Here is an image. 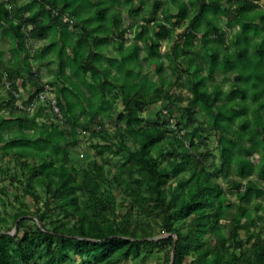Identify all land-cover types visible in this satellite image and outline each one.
<instances>
[{"label": "trees", "instance_id": "16d2710c", "mask_svg": "<svg viewBox=\"0 0 264 264\" xmlns=\"http://www.w3.org/2000/svg\"><path fill=\"white\" fill-rule=\"evenodd\" d=\"M222 1L170 0L177 9L175 14L166 12V0L152 4V11L163 5L164 18L149 28L152 37H145L144 50L149 57L160 59L159 42H171V53L166 54L168 66L176 80L181 72L187 76L189 98L177 114L171 112L173 98L167 92H160L151 83L146 85V81L143 93L135 89L145 77L139 78L135 70L143 50L138 39L144 37L147 28L140 24V32L133 34L135 40L129 45L124 42L126 29L119 8L132 0H30L26 5L10 0L9 11L0 4V35L9 38L13 47L12 62L7 63L18 67V53L24 54L21 65L34 89L23 105L34 103L43 86L26 59L24 40L49 39L45 50L58 58L54 82L49 85L55 88L58 108L69 128L40 126L37 119L42 113L30 116L15 105L16 78L3 65L0 52V64L5 69L4 74L0 71V80L9 76L6 78L11 84L6 103L5 97L0 100V112L8 114L5 118L0 113V161L8 156L20 173L27 172L23 189L27 197L38 203L37 190L44 195L41 209L33 214L40 226L27 227L31 214L20 209L13 215L16 233L9 234L0 213V264H66L72 256L81 260L79 264H117L143 260L151 249L167 246L173 259L167 255L164 264H183L191 253L194 257L188 264H264V238L251 231L264 206L241 205L252 196L256 199L264 194L248 180L253 171L259 179L264 178V119L259 113L264 109V8L257 0H224L226 8L221 9ZM139 2L144 4V0ZM53 11L73 19L74 34ZM219 14L225 25L237 28L228 42L218 23ZM185 22V30L174 36V29ZM28 26L31 29L25 30ZM109 41L115 46L114 58L102 56ZM195 46L201 47L197 55L200 61L194 64L188 56L184 68L180 57ZM45 50L34 51L36 63ZM17 72L24 70L19 67ZM215 74L228 80L227 91L217 83ZM121 80L124 84L119 86ZM115 90L119 95L106 97ZM236 98L241 103L250 98L256 105L251 118L244 116L246 106ZM117 99L121 110L116 119L121 124L109 132L99 117L109 119ZM160 102L169 104L156 113L152 124L143 125L141 113ZM88 111L92 116L87 123ZM197 113L207 117L206 124L196 122ZM96 119L98 126L92 128ZM239 119L237 138L252 150L251 158L243 156L242 147L224 135V124L238 125ZM78 129L97 140L90 147L102 157L101 162L92 160L78 169L68 164V146L76 142ZM177 131L184 133L178 137ZM214 150L220 158L218 172L231 166L240 178L232 182L241 202L234 212L216 175L206 166L208 158L213 164ZM105 154L117 158L110 179L103 164ZM2 169L0 173H4ZM103 183L119 190L126 203L122 214L117 213L114 197ZM50 217L56 219L47 222ZM221 221L228 225L227 233ZM240 232L245 233V240ZM155 235L166 237L153 240ZM207 236L215 239L213 245ZM245 243L250 244L247 250Z\"/></svg>", "mask_w": 264, "mask_h": 264}, {"label": "rangeland", "instance_id": "374dc122", "mask_svg": "<svg viewBox=\"0 0 264 264\" xmlns=\"http://www.w3.org/2000/svg\"><path fill=\"white\" fill-rule=\"evenodd\" d=\"M29 1L30 0H17V3L20 5H26V3H28ZM155 1L157 0H144V4L142 5L140 4L139 0H132L131 4H129L128 6L119 8V11L121 13L122 27L123 29H126L124 42L127 43L128 45L131 44L135 40V37L133 34L140 32L139 25L142 23L145 24L147 28V32L144 34V37L140 38L141 40L138 39V41L140 42L139 44L143 50H141L139 54L140 59L138 60V64H137L138 69L135 70L139 73V78L142 76H145V77L141 78L140 85L137 86L135 89L140 91V94L143 93L144 92V82L146 81V85L151 83L154 86V88H157L160 92H163V93L167 92L173 98L171 101L172 102L171 108H170L171 112L176 113V111L179 112L180 107L184 106L187 103L188 98H189V93L186 88L187 76L183 72H181V75L179 76L180 79L176 80V77L174 76L175 74H173V70L168 66V63H167L168 60L166 59V54L171 53L170 47L172 43L166 40H161L159 42L160 43L159 52L161 54L160 59L149 57L144 50L143 41H146L145 37L146 36L152 37V32L149 30V28L151 27L155 28L154 22L163 21V18H164V15L161 14L162 13L161 6L163 7V5H159L156 11H152V4ZM183 1H187V0H183ZM0 4H2V0H0ZM166 4H167L166 12L168 14H175L177 12V9L170 5V0H166ZM257 4L258 6L264 8V0H257ZM220 6H221V9L223 8L225 9L226 2L223 0L220 3ZM125 9L129 10V15H127ZM217 18H218V23H219L221 30L223 31V33H225V36H224L226 38L225 41L228 42L231 37L229 36L230 33H233L234 31H236L237 28L234 27V29H232L228 27L227 25H225L226 20H224V17L222 15L220 14L217 15ZM186 23L187 22H185L182 27L174 29L173 35L174 36L181 35V32L185 30ZM204 26H205L204 22L201 21L200 28L203 29ZM69 30H71L70 32H72L73 34L76 31L75 27L70 28ZM209 34L211 36H214V33L210 31V29H209ZM3 38L9 39L7 37H2L0 35V50H2L1 51L2 63L8 69V71L10 69L12 70L11 77H15L16 79H21L20 83H22L23 81V87L25 88L28 75L24 69V66L21 65L23 58H24V54L18 53V61L16 62L18 67H15L14 64L8 65L7 63L8 60H6V57L8 56V53H9V57L11 58V56L13 55V50H12L13 47H12L11 41L4 40ZM172 39L176 40V38L174 37ZM56 40L58 41L57 38ZM50 43L51 42L49 39L43 40V41H33L27 38L24 40V46H25V49L27 50L26 59L29 63L31 71L33 72L37 71L38 75L41 77V82L44 84H50L49 82H54L53 78L57 72V66H58V58L55 57L54 55H50V53L46 52L45 50L46 48H49ZM114 48L115 46L112 44L111 41H109L107 50H105L102 53V56L111 57V58L116 57ZM35 50H37L38 53L45 50L43 52L42 60L40 59L39 61H37V63L35 62V57H34ZM69 52L70 51L67 50L68 54H70ZM200 53H201V47L195 46L188 53L187 56H181L179 62L185 68L188 63V56H189V58L195 64L200 61V58L197 57V55L198 54L200 55ZM19 67L22 70H24V72H21V73L17 72V70H19ZM201 73H203L204 75L206 74L204 69H202ZM5 77L10 79L9 76H5ZM7 78L3 77V79L0 80V99L2 100L5 97L3 99L4 104L6 103V96L9 92L7 91L6 86H4L5 80H7ZM87 79L90 80V82H92L91 79H89V77ZM128 79L130 80V76H128ZM215 79L217 83L220 84L223 91H227L230 88L228 80L224 79L223 76L219 74H215ZM124 82L128 83V80H125ZM123 84L124 83L121 80V82L118 85L121 86ZM61 86L62 85L59 84L58 87H61ZM127 86H130V84ZM18 91L20 92L21 98L19 99L18 102H15L16 106H18L19 104H23L27 100V98L34 92V89L32 87L31 89H27V88L24 90L21 89V91L18 89ZM127 91H130V90H127ZM118 93H119L118 90L111 91L109 94L106 95V97L109 98L110 96L114 94H118ZM53 95L55 96V90H54ZM119 99L113 102V112L109 116V119H105L103 118V116L99 117L101 118L100 120L103 122L104 127H106L109 132H113L114 127L121 124V123H118L116 119V114L121 110V104H120ZM235 101L240 102V99L236 98ZM166 104H169V102L168 103L160 102L156 105H153V106L151 105V106L146 107L144 111L141 113L143 125L152 124L155 121L156 113L159 110L163 109ZM241 104L247 107V108L244 107V110H245L244 116L247 117L248 119L251 118L252 109L256 108V105L251 101L250 98H248L245 103H241ZM46 105L47 104L42 101L39 103H36L31 109L27 111V113L30 116L35 114L36 112L42 113V115L38 117L37 119V122L38 124H40V126L42 124L49 128L51 126L58 125L59 127L61 126L60 127L61 129L63 127L69 129L67 125L64 123V121H57L54 118V116L48 111V107ZM2 107L5 108L4 105H2ZM0 113L3 114L5 118H8V114L4 112L3 110ZM259 113L264 119V109L260 110ZM91 116H92V112L88 111V115L86 116V119L84 120V122L88 123L87 119H89ZM194 118L196 119V122H198L199 124L201 123L206 124L207 122V117L203 115L202 113L195 114ZM240 120L241 119L238 120V125H231L229 123H225L224 124V135L229 141L234 143L236 146L242 147L241 150L243 151L241 153L243 154V156L247 158H251L253 156L252 150L248 151L247 150L248 148H246L248 145L245 144L242 146L239 139L237 138V133L240 129V124H239ZM97 122L98 121L96 119V122H94L91 125V127L93 128L94 126H98ZM197 126H198L197 123H196V126L195 125L191 126L190 127L191 131H193L195 127ZM13 128L14 126L11 127V129ZM28 132H31V131H28ZM3 134H4V137L8 136L5 130L3 131ZM76 136H77L76 142L68 146L69 153L66 158L68 161V164L78 169V168L87 167L90 161L92 160H97L98 162H101L102 157L98 156L96 152L90 147V144L96 143L97 140L89 137L87 132L80 131V129H78V131L76 132ZM128 145L131 148L135 147V145L132 142H128ZM155 154L156 153H153V155ZM103 157L105 158V160L103 161V164L105 165L106 176L108 179H110L112 178V175L114 174L113 172L115 169V165L117 164V158L113 157L110 154H105L103 155ZM58 160H60L59 157H58ZM27 161L31 162V159H27ZM211 161L213 164L210 163V158H208V163H206V166L210 172H213L216 175L217 182L222 186V188L225 191L226 197L229 199V202L232 204V207L230 210L234 212L235 207L241 202L238 201L235 195L236 191L232 187V182L237 181V180L239 181L240 178L238 177L236 172L233 171V168L231 166L226 168L222 173L218 172L220 158H219V154L217 150L213 151ZM0 167L3 168L2 170L4 172V173H0V213L6 219L7 226H5V228H6L7 233L9 234L16 233L15 225H13L14 223L13 215L20 209L24 211H28L31 214L27 216V218H29V221L27 222V227L40 226V224L33 217L34 216L33 214H35L36 211L40 210L42 207L41 202L44 199L43 191L40 189L37 190V193L39 194L41 200L38 201V203H36L34 199H32L31 197H27L23 191L28 181L27 172L24 171L20 173L19 169L13 165L11 158L8 156L3 157L1 159ZM7 168H9L8 172L6 171ZM248 180L256 183L261 189L264 190V178L259 179L255 171H253L252 174L248 177ZM102 186L103 188L111 191L114 197V200L116 202L117 213L122 214L125 210L126 203L123 202L122 195L120 194L119 190L113 185L108 186L105 183H103ZM17 198H20L21 202ZM257 203H259L261 206H264V194L261 195V197L256 198V199L252 196L249 201L242 202L241 205L245 206L246 208H252ZM258 216L260 217V219L256 221V227L252 228L251 231H253L254 233L259 232L261 237L264 238V210L263 209L258 212ZM54 219H56V217H50L47 220V222H49L50 220L54 221ZM221 225H222L223 232L227 233L228 225L223 221H221ZM165 237H166L165 235H157V236L155 235L153 240H160ZM240 237L243 240H245L246 239L245 233L240 232ZM207 238H208V242L211 245L215 243V239L213 237L207 236ZM249 245L250 244L245 243L243 246L244 249L247 250L249 248ZM236 254H238V251H236ZM167 255L171 257V251L168 246L162 247V248H153L150 250V252H148L144 256L145 259L143 260L141 259H137V260L131 259L130 260L129 259L127 261H122L117 264H164L165 257H167ZM193 257L194 256L191 253L188 257L185 258L183 264H188L193 259ZM80 261L81 260L72 256L71 261L66 264H79Z\"/></svg>", "mask_w": 264, "mask_h": 264}, {"label": "built area", "instance_id": "2783aa9c", "mask_svg": "<svg viewBox=\"0 0 264 264\" xmlns=\"http://www.w3.org/2000/svg\"><path fill=\"white\" fill-rule=\"evenodd\" d=\"M2 2L5 4V7L10 10L11 9V2L10 0H2ZM53 14L57 17L60 18L61 20V23L62 24H65L67 25L69 28H72L74 26V22H73V19L67 15V14H58L57 12L53 11ZM31 29V26H28L27 29L25 30H30ZM5 86L7 88V90H11V84L9 81H7L5 83ZM13 95L14 97L16 98V102L19 101V99L21 98L20 96V92L17 90L15 93L13 92ZM45 102L48 107V111L54 116V118L57 120V121H64L63 119V116L58 108V104H57V100H56V97L53 95V89L51 86L47 85V84H44L42 89L37 92L36 94V98L34 100V103L32 104H29L28 106H24L23 104H19L17 107L20 109V110H25V111H28L29 109H31L36 103H39V102ZM171 123L173 124V122L171 121ZM169 126L171 128H174L173 125H170ZM184 132L182 131H177V134H178V137L180 135H182Z\"/></svg>", "mask_w": 264, "mask_h": 264}, {"label": "crops", "instance_id": "0c3cea01", "mask_svg": "<svg viewBox=\"0 0 264 264\" xmlns=\"http://www.w3.org/2000/svg\"><path fill=\"white\" fill-rule=\"evenodd\" d=\"M24 17H26V15H27V13H24ZM4 40H7V41H10L9 39H6V38H3ZM2 50H0V52H1ZM9 53H8V56L6 57V60H8V61H11V58H10V60H9ZM12 62V61H11ZM2 67H4L2 64H0V71H2V70H4V71H2L3 72V74H4V72H5V69H2ZM21 82V79H16V86H17V89H19L20 91H21V89H31L32 87H30V84H29V81H28V79H27V81H26V87L24 88L23 87V83H20ZM23 82V81H22ZM19 84H20V86H19ZM18 86H19V88H18ZM1 100V99H0Z\"/></svg>", "mask_w": 264, "mask_h": 264}, {"label": "clouds", "instance_id": "9594fccd", "mask_svg": "<svg viewBox=\"0 0 264 264\" xmlns=\"http://www.w3.org/2000/svg\"><path fill=\"white\" fill-rule=\"evenodd\" d=\"M3 3V2H2ZM3 5L5 6V4L3 3ZM6 8V7H5ZM7 9V8H6ZM8 10V9H7ZM9 11V10H8ZM74 27V26H73ZM72 27V28H73ZM69 28V27H68ZM70 29V28H69ZM27 39V38H26ZM4 78H6L5 76H4ZM8 80H5V83L7 82ZM42 83V82H41ZM42 85H44V83H42ZM47 85H49V84H47ZM4 86H5V84H4ZM50 86V85H49ZM43 87V86H42ZM52 87V86H51ZM52 89H53V93H54V90H55V88L54 87H52ZM18 90V89H17ZM8 91V90H7ZM39 92V91H38ZM37 94V93H36ZM55 97H56V93H55Z\"/></svg>", "mask_w": 264, "mask_h": 264}, {"label": "water", "instance_id": "95a60500", "mask_svg": "<svg viewBox=\"0 0 264 264\" xmlns=\"http://www.w3.org/2000/svg\"><path fill=\"white\" fill-rule=\"evenodd\" d=\"M15 227H16V224H15ZM16 230V229H15ZM173 259V257L171 256V260Z\"/></svg>", "mask_w": 264, "mask_h": 264}, {"label": "bare ground", "instance_id": "6f19581e", "mask_svg": "<svg viewBox=\"0 0 264 264\" xmlns=\"http://www.w3.org/2000/svg\"><path fill=\"white\" fill-rule=\"evenodd\" d=\"M190 36V35H189Z\"/></svg>", "mask_w": 264, "mask_h": 264}]
</instances>
